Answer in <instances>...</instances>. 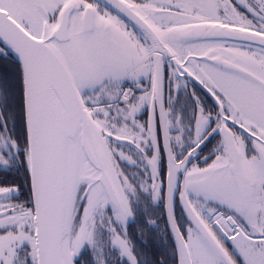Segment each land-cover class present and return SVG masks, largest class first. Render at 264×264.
<instances>
[{
    "label": "snow or ice",
    "instance_id": "obj_1",
    "mask_svg": "<svg viewBox=\"0 0 264 264\" xmlns=\"http://www.w3.org/2000/svg\"><path fill=\"white\" fill-rule=\"evenodd\" d=\"M157 212L264 264V0H0V264H169Z\"/></svg>",
    "mask_w": 264,
    "mask_h": 264
},
{
    "label": "flooded vegetation",
    "instance_id": "obj_2",
    "mask_svg": "<svg viewBox=\"0 0 264 264\" xmlns=\"http://www.w3.org/2000/svg\"><path fill=\"white\" fill-rule=\"evenodd\" d=\"M142 219H155L158 224V228L149 229L146 225L141 223ZM143 230L145 238L148 241L147 246H142L140 243V233ZM165 230V218L161 217L157 212L152 217H141L139 215L135 218V223H131L128 232L133 239V242L137 245V248L143 251L146 258L150 261H157L167 257L169 264H171V245L172 240L170 237L164 236Z\"/></svg>",
    "mask_w": 264,
    "mask_h": 264
}]
</instances>
